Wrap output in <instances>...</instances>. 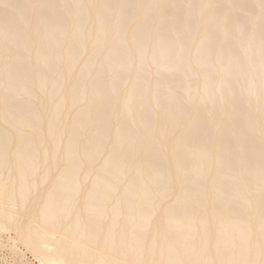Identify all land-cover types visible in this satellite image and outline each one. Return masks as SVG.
Returning a JSON list of instances; mask_svg holds the SVG:
<instances>
[{
    "label": "bare ground",
    "instance_id": "6f19581e",
    "mask_svg": "<svg viewBox=\"0 0 264 264\" xmlns=\"http://www.w3.org/2000/svg\"><path fill=\"white\" fill-rule=\"evenodd\" d=\"M0 230L47 264H264V0H0Z\"/></svg>",
    "mask_w": 264,
    "mask_h": 264
},
{
    "label": "rangeland",
    "instance_id": "374dc122",
    "mask_svg": "<svg viewBox=\"0 0 264 264\" xmlns=\"http://www.w3.org/2000/svg\"><path fill=\"white\" fill-rule=\"evenodd\" d=\"M0 264H47L18 241L14 230H0Z\"/></svg>",
    "mask_w": 264,
    "mask_h": 264
}]
</instances>
